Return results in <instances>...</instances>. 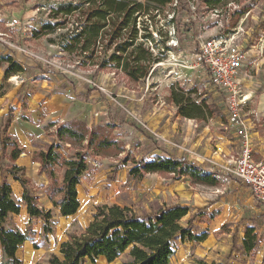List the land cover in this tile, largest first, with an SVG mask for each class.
<instances>
[{
	"label": "rangeland",
	"instance_id": "obj_1",
	"mask_svg": "<svg viewBox=\"0 0 264 264\" xmlns=\"http://www.w3.org/2000/svg\"><path fill=\"white\" fill-rule=\"evenodd\" d=\"M61 1L0 0V30L8 34L4 38L27 52L12 51L0 41V54L12 56L24 68L22 72L4 78V66L0 65V148L8 140L20 144L14 129H9L11 123L4 133L8 119L26 118L43 126L48 122L44 117L54 112L83 121L88 127L104 125L106 133L117 140L122 149L116 156L91 155L92 146L85 147L88 169L78 185L80 207L77 213L62 217L51 207L52 232L47 235L36 221L29 224L33 232L30 240L35 241L28 242L27 246L43 253L36 264H44L50 253L58 255L60 242L67 233L85 227L95 206L112 203L140 209L160 203H180L190 207L188 217L194 216L193 230L198 234L207 232V237L201 242L178 241L172 264H198L200 259L206 261L209 258H221L227 264L231 261L244 264L241 238L247 226L254 228L258 240L246 257L259 256L261 260L264 256V203L254 200L248 188L230 173L235 164L237 143L220 141V137L238 141L241 130L247 128L228 123L222 90L213 83L206 68L195 66V58L200 41L219 34L238 32L240 45L254 46L250 54L254 55L257 66L242 80L243 89L252 93L243 106L241 120L252 116L249 111L257 109V98L264 92V30L257 36L253 31L264 19V0H229L215 8H207L202 0H177L167 5L150 27L160 60L138 82L128 81L116 68L97 70L93 66H80L78 56L61 49L66 28L50 34L34 33L49 20L51 7ZM248 3L251 4L249 9L237 15V10ZM14 17L30 22L27 29H21L16 35L12 34L13 27L5 25ZM247 60L248 57L246 64ZM172 91L198 103L204 98L206 104L215 108L217 116L205 120L180 116L170 100ZM39 96L43 100L46 97L58 99V108L44 106L43 100H37ZM259 116L261 126L257 128H264V113ZM249 122L257 124L253 117ZM32 138L39 146L43 145V140L50 139L44 133ZM32 138L28 137L29 144H32ZM216 145L224 147L223 150L219 151ZM181 146L190 149L191 154H186ZM61 151L68 156L74 149L67 145ZM155 154L185 157L198 167L214 172L218 185L192 184L186 176L173 179L158 173L142 177L129 174L135 161ZM254 158L262 159L258 153H254ZM0 159L7 164L4 155H0ZM28 174L30 176V171ZM2 175L11 183L13 195L19 198V184L14 183L7 172L3 171ZM61 176L62 168L56 167V177L60 180ZM31 177L37 182L33 183V190L41 198L39 202L47 203L42 198L47 183L40 184L35 174ZM17 223L24 228L28 225L24 218H18ZM233 239L236 245H232ZM26 249L19 248V255ZM204 250L209 256L206 260L196 253ZM99 261L96 264H100ZM260 264H264L263 260Z\"/></svg>",
	"mask_w": 264,
	"mask_h": 264
},
{
	"label": "trees",
	"instance_id": "obj_2",
	"mask_svg": "<svg viewBox=\"0 0 264 264\" xmlns=\"http://www.w3.org/2000/svg\"><path fill=\"white\" fill-rule=\"evenodd\" d=\"M174 1L177 2L62 0L51 7L49 20L41 24L38 30H34V33L50 34L66 28L61 49L78 56L80 66H93L97 70L116 68L128 81L138 82L160 60L155 52L150 28L153 20ZM202 2L207 8H215L229 0ZM250 5H243L237 10V15L245 13ZM260 30H264V19L253 29L256 36L260 34ZM0 65L4 66V78L24 70L8 54H0ZM170 100L177 107V114L182 117L205 120L217 116L215 108L206 104L204 98L198 103L184 97V94L172 91ZM9 123L11 119L7 120L4 133L7 132ZM52 127L53 130H50ZM42 128L44 135L50 139L43 140V145L39 146L32 138L33 150L30 153L32 161L38 163V172L45 174L48 180L43 193L60 216L74 215L80 206L77 187L88 169L85 149L92 146L91 155L116 156L122 145L108 135L105 126L101 124L88 127L83 121L71 119L65 122L48 121ZM67 145L74 151L65 156L61 149H65ZM22 152H25L24 149L15 140H8L6 145L3 142L0 148V155L7 159V164H3L0 159L2 264H22L17 256L18 248L32 237L30 225L21 230L10 221V216L19 214L22 205L30 219L41 221L44 234L52 232L51 208L39 202V197L33 190L35 186L26 175L25 168L16 163ZM56 167L62 168L60 180L56 177ZM3 171L21 187L20 200L14 198L11 183L2 175ZM128 172L134 177H142L148 173H158L173 179L186 176L192 184L200 185L217 186L219 182L214 172L198 167L185 157L159 154L135 161ZM189 212L190 207L180 203H160L149 209L117 203L97 205L85 227L81 231L67 233V238L59 245L58 255L50 253L44 264H84L87 260L95 264L99 257L108 263L121 258L120 264H172L171 259L175 255L178 241L201 242L207 237V232L198 234L193 230L194 216L188 217ZM257 240L254 228L245 227L241 238L242 250L251 252L256 247ZM232 245H236L235 239L232 240ZM198 264L224 263H207L200 259Z\"/></svg>",
	"mask_w": 264,
	"mask_h": 264
},
{
	"label": "built area",
	"instance_id": "obj_3",
	"mask_svg": "<svg viewBox=\"0 0 264 264\" xmlns=\"http://www.w3.org/2000/svg\"><path fill=\"white\" fill-rule=\"evenodd\" d=\"M29 23V19L14 17L5 22V25L13 27L12 34L16 35L21 29H27ZM237 33L219 34L200 41L195 58V66L206 68L213 83L222 90L230 125L242 124V109L247 100L241 91L239 71L246 62L248 50L239 44ZM5 36H8L7 32L0 30V41L5 42L12 51L27 54L17 43L6 41ZM180 148L186 154H191L190 149L183 146ZM230 173L237 182L248 188L254 200L264 203V161L254 159L252 141L247 129L240 133L235 164Z\"/></svg>",
	"mask_w": 264,
	"mask_h": 264
},
{
	"label": "crops",
	"instance_id": "obj_4",
	"mask_svg": "<svg viewBox=\"0 0 264 264\" xmlns=\"http://www.w3.org/2000/svg\"><path fill=\"white\" fill-rule=\"evenodd\" d=\"M245 47L248 50V52H247L248 60H247V64L245 62L243 64V66L241 67V69L239 71V78H240V84H241V91L246 96V99H247L246 102H245V105H246L247 101H249V99H250L249 96H251L252 91H248L245 88L243 89L242 80L245 79V77L247 76V73L249 75V74H251L252 71L256 70L257 61L254 59V55L250 54V52H252V47H254V46H251V47L245 46ZM245 69H247V70H245ZM2 73H3V70H2ZM0 75H1V72H0ZM247 92H248V94H247ZM249 93H250V95H249ZM39 97L37 98V100H40V101L43 100V99H41V97L40 98ZM44 99H45V100H43L44 101V103H43L44 106H51L53 108H58L57 107L58 105L56 103V101H58V99H55V98H52V97H50V98L46 97ZM256 106H257V109L249 111L253 115L252 116L249 115L248 117H246L245 121H242V125H243V128L244 127L247 128V131L250 134L251 141H252V146H253V157H254V153H258V155H260V157H262V159L260 158L259 160L255 159V158L254 159L256 161H264V128H257V126L258 127L261 126V124L259 122L260 121V116L259 115H263V113H264V92H262L258 96ZM251 117H253V119L255 118V121H256L257 124L253 123V125H252V123L249 122ZM16 119H17V117L13 118V120L11 121V125H10L11 127H9V129L10 130H11V128L14 129L15 135L18 136V139H19V143H20L19 146L22 147L24 149V151H25V152H22L19 155V157L16 160V163H17V165L23 166L25 168L26 175L31 179L32 183L37 184L36 180H34L31 177L32 175L35 174L36 176L39 177L40 184H46L48 180H47L45 174L38 172V164L36 162L32 161V159H31V153L30 152L33 150V147H32V144H29L30 140L28 139V137L31 139L33 136H41L44 133L43 128H42L41 124H37V121H35V123H33L32 121H29V120H23V119L20 120L19 119L17 121ZM44 119H46V121L48 120V121L65 122L67 120L72 119V117H69L67 114L66 115H62V114L57 115V114H54V112H53V113H50V114L46 115V117H44ZM21 136H22V138H21ZM234 136H235V134H233V137ZM220 138H221L220 141L224 140V141H227L228 143L229 142L237 143V149H238L239 138H238V141H236L235 139L231 140L230 138L227 139V137L226 138L225 137H220ZM217 147L219 148V151H222L223 148H224V147L222 148V147H219V146H217ZM29 171H30V176L28 174ZM14 183H17V182H14ZM17 185H18V183H17ZM19 188H20V193L18 194L19 198H16L13 195L14 198H16L18 200H20V198H21V187L19 186ZM77 191H78V187H77ZM43 195H44V197H42V198L44 200L45 199L47 200L46 201L47 203H45L43 205L45 207H47V208H51L52 207L51 202L49 201L48 198H46V195L42 193V196ZM40 199L41 198H39V201H40ZM70 216H72V215H70ZM67 217H69V216H67ZM18 218H24L28 225L31 222H33V221H36L39 225H41V221L39 219H32V218L30 219L29 218V216H28V214L26 212V208L23 205L21 206L19 214H12L10 216V221L12 222V224L14 226L18 227L21 230H25L28 225H26L25 228H24V226L21 227L17 223V219ZM89 219H88V221H89ZM64 240H62V241H64ZM33 241H35V240H25L24 243L19 247L20 249L21 248H27L26 252L23 255H21V256L19 255V248H18L17 256L22 260V264H36L43 257V253L42 252H37L38 251L37 248H34V246H33L34 249H30V247L27 246L28 242L32 243ZM196 253H198L197 256L200 257V258H204L205 259V258L209 257L208 255L205 254L206 250H204L203 252L196 251ZM243 253H244V255H242V259L245 258L244 259L245 261H243L244 264H260L262 262V260L264 262V256L261 258V260L258 259L259 256H256L255 258L250 259V258L246 257V255L248 253H246L244 251H243ZM0 256L2 257L1 252H0ZM103 260L104 259L102 257H99L98 259H96L95 264L97 263V261H99L100 264H120V261L118 263H116L117 259L115 261H113V262H110V263H108L105 260L103 261ZM212 261H214L216 263H224V264H226V262L222 261L221 258H217V259L216 258L215 259L214 258L213 259L209 258V259L206 260L207 263H211ZM84 264H93V263L91 261L87 260ZM231 264H234V263H232V261H231ZM240 264H243V263H240Z\"/></svg>",
	"mask_w": 264,
	"mask_h": 264
}]
</instances>
